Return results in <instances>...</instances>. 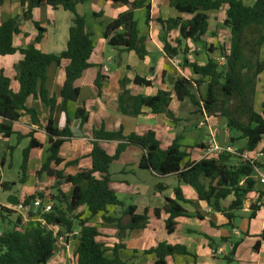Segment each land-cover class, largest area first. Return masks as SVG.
Segmentation results:
<instances>
[{"label": "trees", "instance_id": "16d2710c", "mask_svg": "<svg viewBox=\"0 0 264 264\" xmlns=\"http://www.w3.org/2000/svg\"><path fill=\"white\" fill-rule=\"evenodd\" d=\"M3 1L0 0V7ZM105 1L127 8L126 12L104 27L102 37L106 45L118 53L132 52L142 60L146 56L145 39L139 37L134 11L143 8L148 24L149 5L146 3L149 0ZM165 1L176 13L189 18L178 16L166 20L157 19L160 26L159 37L163 44L162 51L168 59L181 57V67L190 69L198 77L197 81L176 79L173 94L179 102L189 101L199 114L224 120L225 128L234 134L231 143L244 142V146L237 151L238 163L231 164L230 155L185 162L188 155L182 151L179 138L166 149H162L151 131L142 136H123L121 129L113 133L98 130L92 131L91 135V151L88 155L91 160L90 169H80L75 175H65L64 169L67 166L76 165V162L64 163L59 155L63 143L72 138L69 128L71 120L66 116L65 127L59 130L54 127L53 115L58 103L65 112L66 105L75 103L78 99L79 90L74 83L91 67L89 59L93 52L92 34L86 26L85 18L75 11V7L82 3V0H21L22 14L0 25V57L11 56L16 52L21 56L13 67L14 75L11 78L0 72V135L4 139L13 135L18 140L22 139L19 134L13 132L12 124L24 115L29 116L32 125L43 130L48 138L45 150L47 155L35 176L40 178L45 175L51 178L54 181V194L36 193L26 196L23 201L26 206L31 205L35 198L44 203L50 202L49 213L40 214L39 211L30 210L22 215L15 209L0 206V221L9 224V228L0 229V264H46L54 254L58 239L76 232L75 230L76 235L70 238L77 241L74 253L76 264H131L119 257L118 250L123 248L119 244L113 247L110 256H106L107 249L99 240L101 236L97 228L88 225L87 220H80V214H75L81 207H84L91 217L104 215L109 206L121 207L114 191L109 188V166L130 145L139 147L143 152L140 168L159 177L175 175L178 183L185 184L195 191L198 201L212 212L223 216L231 229L235 228L234 221L241 218L244 203L251 194H254L255 198L248 208V220L254 219L260 210H264V189L257 188L264 187L257 179V171L264 173V159L253 161L245 157L246 154L254 152L264 139V104L261 105L260 112H256L254 108L259 78L264 74V62L260 60V49L264 45V0ZM43 6H49L53 10L62 9L72 15L63 51L59 54H45L33 45L23 49L14 48L12 39L20 34V23L23 21L32 22L38 32L34 42H40L45 30L32 20V11ZM219 10L224 11L222 25L229 32L228 45L206 47L209 20L207 13ZM172 31L178 32L175 46L171 45L167 37ZM183 42L201 46L207 53L218 52L224 59V64L218 65L212 58H208L204 65L188 62L185 58L188 49L182 47ZM61 61L66 63L64 83L58 97L50 96L45 87L46 71L50 66L58 67ZM104 81L105 77L98 73L94 86L99 96ZM134 83L142 82L135 79ZM125 85V80L119 82L117 105L121 114L137 117L145 109L153 115H164L172 123L177 122L169 107V92L158 91L153 97H133L125 89ZM201 86H204V92H200ZM28 99L39 100L46 108L44 125L41 126L36 111L26 107ZM74 120L78 121L79 129L82 130L88 120L83 107L76 109ZM25 137L29 138V143L21 154L19 184L26 181L30 151L41 148L40 143L33 138V133ZM109 142H117L113 156H109L100 145ZM12 150L8 147L9 156ZM261 153L264 158V150ZM60 166L62 168L59 169ZM64 184L72 186L70 197L60 190V186ZM11 186V183H0L3 192L9 191ZM161 189L162 186H156V190ZM173 195V198L164 199L160 210L145 208L139 213L136 207H127L124 212L128 217L126 224H122L120 219L104 216L101 218L102 222L115 226L121 236L125 231L146 228L150 215L159 218L160 214H164L167 216L164 221L165 232L170 236L178 229L177 219L190 218L181 206L188 202L179 188L173 190ZM46 197L49 201L45 200ZM226 201L227 206H223ZM194 218L200 217L195 214ZM258 237L261 241L264 240V229ZM207 240L209 247H213V240ZM240 242L229 243L228 257H223L222 261L227 264L233 262ZM259 242H255L254 251L258 250ZM143 254L154 255L155 260L151 264H168L167 258L175 256L191 257L185 247L167 242H159Z\"/></svg>", "mask_w": 264, "mask_h": 264}, {"label": "crops", "instance_id": "0c3cea01", "mask_svg": "<svg viewBox=\"0 0 264 264\" xmlns=\"http://www.w3.org/2000/svg\"><path fill=\"white\" fill-rule=\"evenodd\" d=\"M82 1L75 7V11L79 16L85 18L86 26L92 34L93 52L89 59L91 67L74 83V86L79 90L77 101L68 103L65 112L62 111L61 105L58 103L53 115L54 127L59 130L65 127L66 116L71 120L69 128L72 138L63 143L59 155L64 163L76 162V165L67 166L64 169L65 175H75L80 169H90L91 160L88 155L91 151L92 131L103 130L104 132L113 133L121 129L123 136L130 134L142 136L151 131L162 149H166L176 138H179L182 151L188 155L185 162H197L202 159L205 143L210 136L221 146L229 145L226 141L231 142V137L226 139L228 134L226 128L223 129L225 133L222 137L225 140L223 145L220 142V133L216 128L217 122L221 123L220 119L207 117L204 126L200 128L199 124L203 122V115L199 114L189 101L179 102L173 94V84L176 79L184 78L197 81L198 77L190 69L181 67V57L176 58L180 64L175 65L172 59H168L164 55L157 19L166 20L178 16L187 19L188 16L176 13L165 0H149L146 3L149 5L150 21L148 24H146L145 10L143 8L135 10L134 20L137 24L139 37L145 39L146 56L140 60L132 52L118 53L110 49L102 37L104 27L116 19L118 15L126 12L127 8L105 0ZM20 2L21 0L3 1L0 7V25L22 14L23 9ZM207 16L209 20L206 42L214 46L212 39L208 38L211 35L213 36L215 31L214 27H211V22L215 24V18H217L218 24L222 25L224 11H211L207 13ZM32 20L39 23V26L45 30L40 42H34L38 32L32 22L23 21L20 23V34L12 39L13 47L23 49L33 45L45 54H59L63 51L67 42L72 15L62 9L53 10L49 6H43L32 11ZM220 34L221 38H228L229 36L228 30L225 28H222ZM167 37L171 45L175 46L174 41L178 37V32L172 31ZM182 47L188 49L185 55L188 62L204 65L208 58L217 59L214 53L204 52L200 47L190 42H183ZM20 59L21 56L17 52L11 56L0 57V72L11 78L14 75L13 67ZM65 64L64 61H61L58 67L50 66L46 71L45 87L50 96L58 97L62 89ZM104 70L107 72L104 73ZM98 73L105 77L100 96L94 86ZM261 77L264 81V74L260 76L256 89L254 105L256 112H260L261 105L264 104V94L261 96V93H259ZM135 79H139L142 83H134ZM122 80L126 81L125 89L133 97H153L158 91L169 92L171 94L169 107L177 122L172 123L164 115H153L145 109L137 117L121 114L118 111L117 98L120 93L119 82ZM25 105L28 109L36 111L41 126L44 125L47 115L44 105L39 100L32 99H28ZM78 107H83L88 115L87 123L82 130L79 129L78 121L74 120V114ZM12 130L14 133L19 134L22 139L18 140L15 135L4 139L0 135V183L12 184L9 191L3 192L0 189V206L9 209H14L15 205L10 203L13 199L17 204L23 202L26 196L36 193L48 195L46 194L48 193L47 189H52L54 185V181L45 175L40 178L35 176V172L47 155L45 150L48 146V138L43 130L32 125L27 115L22 116L18 122L13 123ZM198 132H202V136L198 137ZM29 133H33V138L40 143L41 148L30 151L26 181L24 184H18L22 187L19 190L16 182L4 175L5 170L7 172L13 168L12 159L14 154L21 155L23 149L28 146L29 138L25 136ZM236 143L241 144L242 147L244 146L243 141ZM100 145L109 156L115 154L117 142L100 143ZM8 147L13 149L11 156H9ZM263 150L264 139L254 152L246 154L245 157L253 161H263V157L257 159V154ZM142 154L143 152L139 147L127 146L109 166V188L114 191L121 207L109 206L106 208L104 215L98 214L93 217L89 215L84 207L79 208L75 213L80 214V220H87L88 225L97 228L101 236L99 240L107 249L106 256H110L113 247L119 244L123 247L118 250V255L122 260L131 264H151L155 260L154 255H145L143 252L155 247L159 242H167L171 245L185 247L191 255V257L175 256L167 258L168 264H221L222 259L217 256L220 253L225 254L227 252L226 247L232 239H241L246 234L245 238L250 240L249 243L255 244L254 238H258V235L264 229V210H260L252 219L253 221L246 219L249 205L254 199L252 201L247 200L244 203L245 207L243 206V211L240 213L242 219L241 231L236 226L231 229L227 226V220L223 216L212 212L202 202L198 201L195 191L185 184L178 183L175 175L159 177L149 170L140 168L139 163ZM20 164L21 161L15 168L18 179ZM30 178L31 186L28 185ZM26 185L27 188L25 189ZM158 185L163 187L161 191L156 190ZM175 188H179L183 198L188 202V204H181V206L188 212L190 218L177 219L178 229L170 236L165 232L164 221L167 216L164 214H160L159 218L150 215L146 228L133 230L132 232L125 231L121 236L120 231L115 226L102 222L101 218L104 216L120 219L122 224H126L128 217L124 215V212L129 206L136 207L139 213L145 208L160 210L165 198L174 197L173 190ZM257 188L264 189L261 186ZM60 190L67 197H70L72 186L64 184L60 186ZM45 200L49 201L48 197ZM227 204L228 201L224 202L223 206H227ZM195 214H198L200 218H194ZM251 222H255L253 226L255 230L251 229ZM76 232L73 233L76 235ZM207 238L213 240L212 244L216 250L209 247ZM225 239L228 240L225 241ZM76 247L77 241L73 238H68L65 243H56L54 254L46 264H76L74 257ZM254 252L255 255L248 260L239 259V263L264 264L262 260L264 240L259 242L258 250ZM193 257H196V259L194 260Z\"/></svg>", "mask_w": 264, "mask_h": 264}, {"label": "rangeland", "instance_id": "374dc122", "mask_svg": "<svg viewBox=\"0 0 264 264\" xmlns=\"http://www.w3.org/2000/svg\"><path fill=\"white\" fill-rule=\"evenodd\" d=\"M215 19H216L215 20V24H212V22H211V27H214L215 31L213 32V36L211 35L208 38L212 39L214 47L217 48L218 46H221V45L222 46L228 45L229 36H228V38H221L220 37V35H221L220 32H222L223 25H219L218 24L219 23L218 19L217 18H215ZM217 38H220V39H217ZM208 45L209 44L207 43L206 47H208ZM198 47L201 48V46H198ZM201 50H204V49L201 48ZM204 52H206V50H204ZM214 54H215L214 56L217 59L221 57L218 52H214ZM260 60L264 61V45L260 49ZM192 90L194 91V88H192ZM199 90H200V92H204V86H201L199 88ZM259 93H261V96L264 94V81L262 80V77H261V81L259 83ZM220 121H221V123L219 121H218L219 123L217 122L216 128H218V132L220 133V142L223 145L225 140L222 137H223V135H225V133L223 132L224 131L223 129L225 128V125H224V120L223 119H220ZM225 130L228 133L226 139L229 138V137H234L233 133H230L227 129H225ZM197 135H198V137L202 136V132H198ZM226 142H227V144L231 145L234 149H236V155H230V163L231 164H237L238 161H239L238 160L239 159V153L237 151H239L242 148V146H241V144L236 143L238 141L235 142L236 144L229 142V140H227ZM20 161H21V155L20 154H17V155L14 154L13 159H12L13 168L11 170L7 171V172L5 170V175H4L5 177L7 176L8 179L11 178L13 181H15L17 185L19 183H18V176L16 177V171L17 170H15V168L20 163ZM30 182H31V178H30V181L28 182L29 186H31ZM18 186H19V190H20L22 187H21V185H18ZM26 188H27V185L25 186V189ZM47 190H48L47 191L48 193H46V194H48V195L54 194L52 189L48 188ZM25 193H27V191H25ZM253 199H254V194L253 195L251 194L249 196L248 200L252 201ZM240 216H241V214H240ZM246 219L248 220V218H246ZM12 220L13 219H11V221ZM234 223H235V226L237 227V229L241 231L242 219L241 218L236 219L234 221ZM254 223L255 222H251V224H252L251 225V229L252 230H255V227H253L255 225ZM6 228H9V224L6 221H0V229H6ZM250 232H252V231H250ZM254 239H255V241H261L259 237L258 238H254ZM237 241H241V242H240L239 246L236 249V252H235L236 255L233 258L234 260L230 264H240L239 263V259L248 260L251 256L255 255V252L253 251L254 244L253 243L252 244L249 243V241H250L249 239H246L245 236H242L241 239H232L231 243H234V242H237ZM226 250H227V252H225V254L220 253V254H218L217 257H220L221 259H223V257H228V252L230 251L229 245L226 247ZM262 260L264 261V256H262ZM221 264H227V263L224 262V261H221Z\"/></svg>", "mask_w": 264, "mask_h": 264}, {"label": "built area", "instance_id": "2783aa9c", "mask_svg": "<svg viewBox=\"0 0 264 264\" xmlns=\"http://www.w3.org/2000/svg\"><path fill=\"white\" fill-rule=\"evenodd\" d=\"M218 62V65H223L224 64V59L223 58H218L216 59ZM172 62L175 65H179L180 62L176 60V58L172 59ZM104 73L107 72L106 70L103 71ZM206 116L203 115V122L199 124V127L201 128L204 126L203 124L206 122ZM220 155H236V150L231 147L230 145H224L221 146L219 145L212 136L206 141L204 149H203V157L202 159H209L212 157L220 156ZM258 157H263L262 153L257 154ZM251 160V159H250ZM257 179L261 185H264V174L261 172L257 171ZM14 209L17 213H20L22 215L27 214L28 211H39L40 214L43 213H49L51 211V203L50 202H42L39 198H35L31 205L26 206L23 204V202H19L15 204ZM72 235H75L74 233L65 235L64 237H60L58 239L57 243H65L66 242V237H71Z\"/></svg>", "mask_w": 264, "mask_h": 264}, {"label": "water", "instance_id": "95a60500", "mask_svg": "<svg viewBox=\"0 0 264 264\" xmlns=\"http://www.w3.org/2000/svg\"><path fill=\"white\" fill-rule=\"evenodd\" d=\"M10 203H11V205H15V201H14V199H13V201H11Z\"/></svg>", "mask_w": 264, "mask_h": 264}]
</instances>
